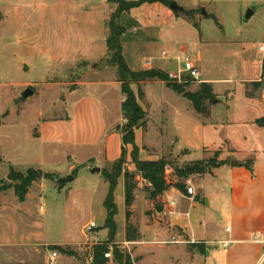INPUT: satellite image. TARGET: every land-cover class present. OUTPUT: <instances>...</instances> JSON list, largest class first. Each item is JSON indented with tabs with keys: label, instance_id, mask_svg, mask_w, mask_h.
Here are the masks:
<instances>
[{
	"label": "rangeland",
	"instance_id": "374dc122",
	"mask_svg": "<svg viewBox=\"0 0 264 264\" xmlns=\"http://www.w3.org/2000/svg\"><path fill=\"white\" fill-rule=\"evenodd\" d=\"M174 1L186 10H192L190 8L200 0ZM207 6L206 12L214 13L219 23L212 17H205L201 20L199 29L194 26V22L201 18L200 12H195L196 15L194 14L193 17H189L184 12L175 14L168 5L159 2L147 3L124 13L122 52L132 70L145 69L144 62L148 60L151 61L152 68L161 66L169 71H176L179 66L177 60L171 62L161 60V51L176 52L181 49L179 45L183 44L186 49L181 52V56L195 59L201 56L199 64L204 73L202 76L231 79L229 82L216 83V87L218 91L237 87L235 107L238 114L228 117L229 121L225 127H222L231 143L227 140L220 148L221 152L229 153L228 159L234 160L244 157L243 149L240 147L241 134L237 131L243 125L242 122L252 118L251 115L244 117L240 114L244 109L241 102L243 93L239 90V83L234 81L241 74L243 60L253 62L263 56L258 46L264 42V0H218ZM249 9L253 10L254 14L246 18ZM115 10L116 5L109 3L108 0H0V157L2 158L0 180L10 172L11 166L19 172H26L31 167L41 168L48 173L59 175L58 177L65 176L72 164L78 170L77 179L70 182L74 189L71 196L68 192L64 194L55 190L53 181L56 179H46L43 188L36 186L31 190L25 205L31 209L37 220L43 223V232L47 241L52 243L63 241L71 232L79 236L83 226L91 221L99 227L97 231L102 242L107 240L105 238L109 233V230L104 228L107 216L104 201L109 184L101 174L90 171L91 163L87 160L96 157L102 151L103 142L99 145L67 143L66 140L45 143V139L38 140L33 134L37 129L34 128V124L39 116L51 120L63 118L60 123L50 124L59 126L54 127V130L50 128L51 136L54 137L58 132L64 135L75 130L79 135L86 134L95 138L102 133L105 127L104 121L111 123L116 120L113 128L119 127V131L128 124L129 121L124 118L122 108L119 112L120 98L116 94L103 97L107 107L105 117L98 104L90 100L78 109L75 108L77 98L82 91L92 89L89 88L92 86L88 82L95 78L118 81L117 66L111 59V54L107 51L104 56L109 60L107 67L91 70L93 60L86 61L85 52L73 50L72 47L66 52L64 47L81 45L85 38L89 40L91 37L94 43V38L103 34L105 40L99 38L98 44L107 47L106 37L110 34V21ZM105 12L106 17L102 21ZM130 21L134 23L130 24ZM51 46L56 47V50ZM96 47V45L93 47V51ZM48 49L50 54L46 52ZM101 49L97 51L99 54L102 52ZM261 83V87L255 91L250 85L251 82L247 83L244 85V92L247 96L249 92L255 93L263 105L264 82ZM199 84V82H191L187 89L194 91ZM118 85L122 95V106L124 95L121 84ZM27 87L34 88V94L21 98V92ZM131 87L137 95L140 87L144 92L143 97H138V101L145 111V118L133 128L140 159L166 158L171 163L181 166L189 161L215 156L217 147L204 150L203 155L202 150L196 148V144L200 143L198 134L195 133L196 139L192 134L191 137L187 136L190 131L189 118L194 112L190 100L176 93L160 80L147 81L140 86L131 83ZM232 90L229 89L228 93H232ZM178 113L183 115L182 124L179 123ZM67 115L70 119L76 118L75 122L64 121ZM71 123L73 125H70ZM256 125L262 127L257 123ZM58 136L61 137L59 134ZM258 138L262 142L260 135ZM132 151L133 146L127 144L123 171H136V165L132 161ZM247 155L254 157L251 152ZM222 157L220 155V158L224 159ZM225 171H228V168L221 170V172ZM199 177L197 175L190 177L187 186H193L197 192H204L206 199L210 196L212 206L208 207L205 203L200 204L198 210H192L187 204L182 207V203L179 202L177 205L180 209H184L185 214L176 217L186 223L189 221L196 223L197 238H204L208 231H213L215 222L220 225L219 233L222 234L228 219L230 193L228 182L221 177L222 180H219L211 175L205 176L202 180H199ZM135 179L138 181V188L135 190L130 221L139 231L146 224L154 227L153 230L148 228L143 236L141 234L140 240L146 241L145 243L129 244L130 247L125 243L127 239L126 211L124 213L123 206L125 186L124 178L120 177L115 190V202L118 206L117 234L113 242L111 240L107 242L113 249L119 247V250L129 253L134 264H204L205 259L207 264H225L224 247L226 246L222 244H211L210 249H215V255L211 259L206 255L205 250L202 251L199 247L191 249L189 243L192 240L182 229L174 228L171 230L173 233L168 236L153 233L158 225L155 224L150 213L155 211L161 220L162 217L154 209L159 205V201L153 202L149 198L146 192V186L149 185L147 180L140 175L135 176ZM3 180L5 182L9 178ZM148 199L154 205H151L150 210L146 206ZM167 200L171 202L173 199L167 197ZM41 207L45 209L44 213ZM150 241L152 243H148ZM51 250H53L52 246L44 250V258L40 264L48 263ZM77 253L72 257L60 252L54 264L84 262V252L79 250ZM108 264L120 263L115 262L112 255Z\"/></svg>",
	"mask_w": 264,
	"mask_h": 264
},
{
	"label": "crops",
	"instance_id": "0c3cea01",
	"mask_svg": "<svg viewBox=\"0 0 264 264\" xmlns=\"http://www.w3.org/2000/svg\"><path fill=\"white\" fill-rule=\"evenodd\" d=\"M214 1L218 0H200L198 3L190 8L199 10L201 13V18L198 19L199 28H201V20L203 18L208 17L207 15H214L216 18L217 16L214 13L206 12L208 9L207 5L213 3ZM114 5V4H113ZM109 8V7H108ZM205 9V14H203L202 9ZM208 11V10H207ZM253 11V10H252ZM254 14V11H253ZM252 14V15H253ZM13 15V12H12ZM196 15V14H195ZM106 17L105 14L102 15V21ZM250 18V17H249ZM218 19V18H217ZM101 27V26H100ZM9 32V31H8ZM86 35V34H85ZM104 36V34H103ZM103 36L97 35L96 38H94V43L92 41V37L87 40L85 38V41L79 45H72V46H64L67 50L66 52H69L73 48V50L76 51H83L85 52V60H93V63L98 62L99 59H102L108 51V45H107V37H106V45L107 47H104L102 45L98 44V40L104 41L105 38ZM86 37V36H85ZM90 41V43H89ZM97 46L96 49L93 51V47ZM102 46V47H101ZM102 49H101V48ZM53 50H56V47L51 46ZM88 48V50H87ZM179 48H184V45H179ZM101 49V53L99 54L97 51ZM170 51V50H162L161 51V60H167L169 62L173 60H177L178 55H181V52L185 51L182 49ZM50 49H48L46 52L48 54ZM167 51L169 53V56L171 59L162 58V52ZM97 54V55H96ZM196 65H198L200 69L201 76L202 70L201 66L199 64V61L201 60V56H198V59L192 58ZM146 60L144 63L145 69L146 68H152V65H150ZM179 63V61L177 60ZM180 66V63H179ZM178 66V67H179ZM159 68H162L163 70L167 72H175V71H169L167 69H164L161 66H157ZM97 70V69H96ZM177 71V70H176ZM264 75V61L263 57L259 60H243L242 63V71L239 76V78L234 81L236 83H239V90L242 91V98L241 101L243 103V111H240V114L242 116L246 117L251 115V119L242 122L243 125L240 126L239 131L237 133L241 134V148L242 153H244V157L238 158L236 160L239 161H245L250 158L254 160V172H252L250 169H248L245 166H238V167H232L229 165H223L219 168H215L213 170L212 174H205L203 176L199 177V180L205 178L207 175H211L214 177H217V179L222 180L225 179L228 182L229 186V204L227 209V225L225 228V231H223V235L219 233L220 225L218 222H215L213 225V231H208L205 234L204 238H197L196 234V226L193 221H189L188 223L183 222L178 219L176 216L183 215L185 212L184 209H180L178 207L177 203L181 202L182 207L187 204L188 208L199 209L200 204H205L208 207H211V197H207L204 192H197L190 196L188 194H184L180 190H178L175 187H171L170 189L166 190L164 193L165 198V204L163 205V209L161 212H157L163 219H166L170 222L169 227H161L158 226L157 229H154L157 235L165 234L166 236L171 235L173 232L171 230L175 229H182V231L192 240V243H200L203 242L207 244L209 247L206 251V255L209 258H213L215 255V249L212 250L211 244L217 243L222 244L225 248L224 251V262L225 264H262V261L264 260V127H258L255 123V119L261 116H264V104L262 105L259 101L260 98L256 96L254 93V96H247L245 94L244 85L247 83L253 82V81H260V78ZM226 81H231V79H216L209 76H202L201 82H207L211 83L213 86L214 93L217 95V98L210 106V113L209 115H204L202 113L197 112L194 109L193 115L189 118V128L187 136L191 137V134L196 139L197 136H195V133L198 134V139L200 140L199 144H196V148L200 151L202 150L204 155V150L212 149L217 147V151L220 150L222 147V143L225 141H230L226 132L222 129V127L226 126V123L229 121L228 117H233L236 114H238L237 108L235 107L236 102V88H229L233 89L232 93H228L229 89H223L222 91H218L216 87V83H225ZM200 82V83H201ZM92 87L90 90H83L79 98H77L75 108L78 109L79 106L84 104L87 101H91L94 103H97L102 115L105 117V110H106V103L103 101V97L107 95H119L120 98V105H119V112H121V100L122 95L120 93V89L118 84H120L119 81L116 80H105L100 78H95V80H92L88 82ZM78 92V91H77ZM80 92V91H79ZM220 96L225 99V101L220 98ZM264 98V94H263ZM102 100V101H101ZM222 106V108H219ZM183 115L181 113H178V117L180 118L179 123L182 124L181 119ZM70 119V117L67 115L66 119L64 121L66 122H75L76 118ZM62 120H51V119H45L41 116L37 117L34 128L35 134H33L38 140H44L45 143L47 142H55V141H61L66 140L67 143H73L77 142L82 145H94V144H101L103 142L102 151L96 156V157H90L87 160L90 161V165L92 167H96L98 165L101 168V173L103 169H112L113 165L119 160L122 154V150L124 147L123 143V135L121 131L114 129L113 127L116 125V120L111 123H106L104 121V129L102 130V133L95 137L91 138L90 136L86 134L79 135L77 131H72L71 133L66 132L64 135L61 132H58L57 135L51 136V130L52 128L54 130V127L58 128V125L51 126V123H60ZM71 123L70 125H73ZM249 123V124H246ZM225 124V125H224ZM184 130H186L183 127ZM182 129V131H183ZM218 132H217V131ZM215 131V132H213ZM34 132V131H33ZM217 133V139H215ZM61 135L60 136H58ZM259 135L262 138L259 140ZM228 138V139H226ZM105 143V144H104ZM249 152L254 154V157H248ZM241 153V152H240ZM228 152H221L220 155L223 156L222 158L228 159L227 155ZM98 158V159H97ZM97 166V167H98ZM12 167V166H11ZM228 168V171L221 172L222 169ZM38 169V168H36ZM41 169V168H40ZM42 170V169H41ZM44 171V170H43ZM76 171L75 181L78 177L77 174V168H75V165L72 164L68 170L67 173L64 174L65 176L69 174H73V172ZM91 171V170H90ZM46 172V171H44ZM92 173H97L93 172ZM48 173V172H47ZM99 173V174H101ZM54 174V173H53ZM9 173L2 178L6 179L8 177ZM102 175V174H101ZM59 176V175H58ZM64 177V176H63ZM124 178V176H121ZM220 177L222 179H220ZM46 178L39 179L35 181L32 186H30L28 194L26 196V199L24 201H20L19 198L15 194L14 187L7 188L0 192V264H40L42 259L44 258V250L49 246L59 245L62 247L70 248L74 251L81 250V247L87 243V235L85 233V226H83L81 230V234L79 236H76V234L72 233L69 234V236H66V238L61 242H49L47 241V238L43 232V223L37 220L34 213H32L31 209L28 207H25L27 205L28 198L31 195V190L37 186V188H40L45 186ZM54 188L60 193L68 194L71 196L73 193V188L70 185V183L63 184L62 186H59V183L56 181H53ZM124 186H125V179H124ZM202 186V185H201ZM195 187V186H194ZM204 187V186H202ZM196 189V188H195ZM202 190V189H201ZM43 192V190H42ZM42 196V194H41ZM167 197L173 199L171 202L167 200ZM43 198V197H41ZM176 199V200H175ZM42 201V200H41ZM151 205L153 203L150 199L146 202V206L148 210L151 209ZM123 206H124V213L126 211V204H125V195L123 196ZM154 206V205H153ZM157 206H155L154 209H156ZM42 213H44L45 209L41 207ZM161 213V214H160ZM189 215V213L187 212ZM124 220V217H123ZM154 226H144L139 231L140 234H143L146 232V230H153ZM99 228V227H98ZM98 228L95 230V235L99 236V232L97 231ZM149 228V229H148ZM125 232H127L125 230ZM125 236V235H124ZM103 237V236H102ZM108 237V236H107ZM107 237L105 239H107ZM145 243L146 241L138 240V241H127L125 240V243L130 247L133 244L136 243ZM148 243H152L151 241ZM131 244V245H129ZM218 248V247H217ZM52 251V250H51ZM60 255V252L58 256ZM68 256L67 254H63ZM51 256V254H50ZM70 257V256H69ZM73 257V256H72ZM50 258V257H49ZM49 260V259H48ZM47 260V261H48ZM46 261V262H47ZM80 264H83V261L80 262ZM204 264H207V259H205Z\"/></svg>",
	"mask_w": 264,
	"mask_h": 264
},
{
	"label": "trees",
	"instance_id": "16d2710c",
	"mask_svg": "<svg viewBox=\"0 0 264 264\" xmlns=\"http://www.w3.org/2000/svg\"><path fill=\"white\" fill-rule=\"evenodd\" d=\"M108 2L116 5V10L113 13L112 19L110 21V34L107 37L108 52L111 54V59L117 66L118 81L121 84V91L124 95L121 108L124 118L129 122L125 125L123 130H121L124 143L121 157L113 165L112 169H103L101 173L109 184V190L104 201V206L107 213L104 228H107L109 233L106 241L94 246L93 264H108L110 261V259L105 256V253L113 249V247L107 242H109V240L113 242L117 234L116 216L118 214V206L115 202V190L118 186L119 178L121 176H124L125 179L127 241H138L141 238V234L139 229L130 221L131 207L135 201V190L138 188V181L135 179V176L140 175L142 178L148 181L149 185L146 186V192L149 198L153 202L159 201V205H162L165 204L164 193L171 187H175L184 194L189 195L187 180L192 176L212 174L215 168H219L223 165H229L232 167L245 166L254 172V160L252 158L245 161H239L236 159H221L220 150L217 151L213 157L189 161L181 166L171 163L166 158H160L157 160H142L139 158L138 149L135 145V134L133 128L141 119L145 118V111L138 101V97H143L144 92L140 87L137 95L132 89L131 83H136L138 86H140V84L151 80L163 81L173 91L190 100L194 106V109L204 115H209L210 104L215 101L217 95L214 93L211 83L201 82L196 90L190 91L187 89V87L190 85V82L176 83L171 80L167 71L156 67L142 70H132L125 60L121 44V35L125 29V26L122 23L123 14L147 3L152 4L159 2L170 7V0H108ZM195 12L200 11L192 9L185 10L184 13L189 17H193ZM178 13L180 12H175V14ZM207 16L214 18L219 23L218 19L214 15ZM129 23L133 24L134 21H130ZM194 26L199 29V24L197 21L194 22ZM250 85L255 91L261 87L262 83L259 81H253ZM248 96H254V93L249 92ZM256 123L264 127V117L257 118ZM116 129L119 130L120 128L117 127ZM127 144H131L133 146L132 161L136 165L135 172L129 170L123 171L122 168L126 160ZM1 162L2 158L0 157V163ZM169 165L173 168L171 175H168L166 172V167ZM73 174L76 175V171H74ZM57 177L58 176L53 173H47L34 167L28 168L26 172H19L11 167L8 178L13 183L11 186H8L3 184L4 180H0V192L7 188L14 187L16 196L20 201H24L30 186H32L35 181L42 178L55 180ZM62 185V183H59V186ZM150 214L153 217L156 225L161 227L170 226V222L163 218L160 220L155 211L151 212ZM189 244L191 249H194V247H199L202 251L205 250V252L208 249L207 244L203 242H190ZM52 248L58 250L62 254H67L70 256H76L78 254L77 251L59 245H54ZM113 250L115 262L120 264H134L129 253H124L123 251L119 250V247Z\"/></svg>",
	"mask_w": 264,
	"mask_h": 264
},
{
	"label": "built area",
	"instance_id": "2783aa9c",
	"mask_svg": "<svg viewBox=\"0 0 264 264\" xmlns=\"http://www.w3.org/2000/svg\"><path fill=\"white\" fill-rule=\"evenodd\" d=\"M259 52L263 55L264 61V42L260 43L258 46ZM162 58L171 59L167 51L162 52ZM177 60L180 63V66L175 72H168L169 77L172 81L176 83H188V82H201V73L198 65L195 61L189 57H183L178 55ZM151 65V61H147ZM260 81L264 82V75L260 78ZM166 172L168 175H171L173 168L167 166ZM171 172V173H170ZM188 193L190 196L194 195L196 191L193 189V186H188ZM98 228L95 222L91 221L85 226V233L87 235V243H85L81 250L84 252L85 261L83 263L93 264V248L96 244L102 243L100 238L95 235V230ZM59 251L53 249L51 251V256L47 264H54L58 258ZM112 251L105 253V256L109 259L112 258Z\"/></svg>",
	"mask_w": 264,
	"mask_h": 264
},
{
	"label": "water",
	"instance_id": "95a60500",
	"mask_svg": "<svg viewBox=\"0 0 264 264\" xmlns=\"http://www.w3.org/2000/svg\"><path fill=\"white\" fill-rule=\"evenodd\" d=\"M170 8L171 10H173V12H185V7L179 5L176 1H171L170 3ZM203 11V14H205V9L203 8L202 9ZM253 14V11L252 10H248L247 13H246V18H249L251 17ZM108 57H104L103 59H101L100 61L98 62H95L91 65L90 69L91 70H100V69H103L105 67L108 66ZM35 92L34 88L32 87H27L26 89H24L21 94H20V97L21 98H26V97H29L31 95H33ZM90 170L93 171V172H97V173H101V168L100 167H92L91 165L89 166ZM75 179V175L74 174H69L67 176H64V177H57L56 178V182L58 183H62V184H66V183H70L72 182L73 180ZM12 181H9V180H5V182L3 183L4 185H8V186H11L12 185ZM163 209V205H158L156 207V210L159 212H161Z\"/></svg>",
	"mask_w": 264,
	"mask_h": 264
}]
</instances>
